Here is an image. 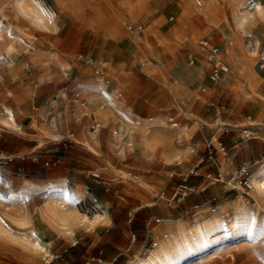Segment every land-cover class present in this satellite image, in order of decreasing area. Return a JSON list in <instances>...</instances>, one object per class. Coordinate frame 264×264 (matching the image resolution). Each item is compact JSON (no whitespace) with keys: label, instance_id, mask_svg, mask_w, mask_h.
<instances>
[{"label":"bare ground","instance_id":"1","mask_svg":"<svg viewBox=\"0 0 264 264\" xmlns=\"http://www.w3.org/2000/svg\"><path fill=\"white\" fill-rule=\"evenodd\" d=\"M51 1V4H47L45 0H8L6 4L5 0H0V62H4L9 71L8 82L19 79L24 86L21 95H14L10 91L17 102L26 99L30 94L27 81L32 76L28 64L30 57L33 55L42 65H47L53 58H57L56 54L43 49L48 44H45L42 35L54 34L61 23L68 21L72 23L73 32L86 27L93 32L96 39H102L106 45L113 44L112 39H116L127 44L133 53L146 49L149 56L140 59L139 64L143 66L146 74L168 89L179 108L178 115L184 117H186L184 107L200 99L196 94L195 83L201 81L202 84L206 79L205 68L209 66L207 54L202 51L199 44L203 40L212 39L210 33L214 32L215 36H220L216 45H223L220 50L216 46L215 58L221 63L224 62V58H228L229 62H225L227 72L220 73L216 79H211L215 82L213 86L205 85L202 91L222 92L223 89L230 87L228 83L234 74V88L242 93L243 98L255 101L252 108L256 106L264 111V96L258 92V88L264 86V73L256 69L257 63H263L261 67L264 66V0H181L180 3L185 9L184 18L179 16L165 34L160 32L164 20L156 24L152 19L153 10L148 5L149 0ZM190 2H194V9L188 8ZM226 7L229 9V16L224 12ZM124 14L127 16L126 19ZM13 17L20 19L26 27L42 38L34 40L28 37L13 21ZM128 23L131 26H128ZM186 24L188 27L184 29ZM126 28L133 31L127 33ZM107 29L109 30L103 33ZM147 33L149 34L146 35ZM242 39L245 42H242ZM140 41L142 46L139 48ZM185 45L192 50L191 55L185 53ZM261 45L262 53L259 52ZM30 51L32 54L27 56ZM194 54L202 55L204 60H194L192 58ZM59 62L62 68H68L65 63ZM43 74L46 75V71ZM104 77L105 75L99 73L98 96L105 106L111 107L116 101L112 98ZM14 111L9 105L0 109V124L12 127ZM220 113L216 111V114ZM118 117L114 136L117 140L123 141L127 150L139 151L147 158L158 156L167 164L175 161L173 159H178L176 143L181 144L193 134L192 127L186 128L180 121L167 123L163 119L151 127L138 120H128L123 114ZM197 124L194 121V126ZM221 176L223 180L226 173L222 172ZM135 178L137 185L146 189L152 187L157 190L160 187V182L156 178L155 184L149 182L150 178H143L138 174ZM248 185L256 200L264 201V166L261 165L248 177ZM64 194L70 196L69 191ZM55 206L61 210L64 218L72 216L73 211H67L64 206L57 204ZM228 207H231L230 215L225 212V207L219 206L209 217L192 223L184 217L175 220L167 215L160 223L166 227L163 238L153 241L145 258L140 259L138 256L129 264H196L211 258L225 245L254 242L264 234V215L258 216L256 212L250 211L246 203L240 199L228 204ZM222 211L225 213L224 216ZM74 213L77 215L76 211ZM6 218L24 230L20 233L15 232L5 223ZM100 220L101 216L96 214L93 223L96 224ZM0 241L32 253L40 260L43 259L45 264L51 257L45 247L46 242L44 243L29 227L27 216L12 219L0 212Z\"/></svg>","mask_w":264,"mask_h":264},{"label":"crops","instance_id":"2","mask_svg":"<svg viewBox=\"0 0 264 264\" xmlns=\"http://www.w3.org/2000/svg\"><path fill=\"white\" fill-rule=\"evenodd\" d=\"M67 28H70L68 32L70 34L72 28L63 22L58 30L49 36H59ZM91 35H93V40L86 64L79 65L73 62L70 64L72 67L70 73H66L61 69L62 66L59 62L64 63V60L54 53L57 58L50 61L54 64L48 66L49 78L45 81L53 84L54 87L67 82H76L77 79L72 78L83 77L91 71L93 66H97L98 73L93 89L96 95L89 91L78 93L77 97L82 95L80 99L68 100V104L61 111H56L55 116L45 123L42 122L41 118L45 113L44 109L33 106L32 112L20 120V127L16 123L17 119L30 109L27 98L21 102L14 99L11 103L0 101V109L9 105L13 111L15 110L12 127L5 126L6 128L9 127V130H0V212L7 214L12 219L28 217L29 227L44 243L46 242L45 247L49 251V255L53 254L54 256L51 264H84L85 261L97 257L98 250L102 251L101 263L99 264H129L138 256L140 259L145 258L148 255L147 251L152 244V239L154 237L155 239L163 238V232L166 229L160 224V219L156 218L159 220L156 225L152 223L150 214L157 212V209L151 205H144V203L147 205L154 203L151 200V195L157 191L152 187L146 189L139 184L137 185L135 178V175L140 173V176L150 178L149 182L155 184L156 179L148 175L150 172L143 164L153 157L158 161H161L160 158L151 156L150 159L141 155L139 151L127 150L123 141L119 139V142L114 136V128L118 124V116L121 114L128 120H138L151 127L157 122L163 121L164 118L156 112V104L159 100L155 99L156 94L154 93L150 99L155 104L151 106L143 96L126 93L121 75L117 76L107 58H100L105 49L104 41L100 38L96 39L93 33ZM120 49L133 53L123 43L115 42L110 45L107 56H111L113 52H118ZM190 51L192 54L191 49ZM29 53L32 54L31 51ZM91 56L96 64L88 61ZM38 61L32 55L28 64L30 66ZM224 62H229L228 58H224ZM4 70L9 81L10 74L6 65ZM99 73L105 75V82L109 85L110 94L116 101L111 107L105 106L98 96ZM0 77L4 81V76L1 73ZM64 90L65 93L62 90L59 91L57 101H52V104L49 103L51 107L56 108L57 102L68 99L67 87ZM22 93L14 95H21ZM200 99L203 98L200 97ZM253 108L259 107L254 106ZM262 113L260 108L259 119ZM164 121L166 120L164 119ZM55 122L58 124L56 127ZM0 125L4 127L2 124ZM184 126L190 128L186 124ZM22 130L23 132H21ZM106 130L111 131L113 135L111 139L103 137L100 133ZM189 139H184L181 144L176 143L178 159H173L175 161L168 163V165L181 163L192 152V146L188 143ZM219 145L220 148L215 158L219 167L213 164L211 167H215L220 172V168L225 162L227 164L226 176H228L234 169L233 162L231 157L221 148V143ZM219 150H222L223 152L221 151L220 154L224 153L226 157L218 155ZM130 155L136 157L143 166L139 172L127 171L128 175L126 172H122V188L129 193L132 190L136 198L143 204L127 198V202H121L123 204L121 208L108 211L107 203L111 205L114 200L117 203L120 198L111 193L98 192L97 186L89 182L84 170L97 167L104 176H107L111 173L109 166L118 167V164L123 160L122 158ZM101 173H93V175L100 177ZM69 180L72 182L70 183ZM93 181L100 183L98 180ZM201 183L203 180L195 182V189ZM83 185H91L92 190L99 196V200L92 197L96 211L91 216L81 212L76 206L85 194H89L82 189ZM66 191H69V197L64 194ZM203 198L204 195L195 190L189 201L197 205L203 201ZM55 204L64 206L67 211H73L72 216L64 218L61 210ZM75 211L78 216L74 213ZM96 214L101 216V220L95 224L93 219ZM81 215L86 218L84 219ZM169 217L172 219L171 216ZM5 223L17 233L24 230L7 218ZM91 229H94L95 234H97L98 239L96 241L89 234ZM156 230L159 232L157 235L154 234ZM80 240L83 242L82 250L79 247L68 245L69 241H72L74 245ZM4 246L15 249L18 256H25L36 264L43 261L30 252L8 246L0 241V249Z\"/></svg>","mask_w":264,"mask_h":264},{"label":"rangeland","instance_id":"3","mask_svg":"<svg viewBox=\"0 0 264 264\" xmlns=\"http://www.w3.org/2000/svg\"><path fill=\"white\" fill-rule=\"evenodd\" d=\"M180 1L181 0H149L148 5L154 12H152L154 23L160 24L164 20V24L160 29L162 34H165L175 24L179 16L184 18L185 9ZM7 2L8 0H5L6 4ZM45 2L47 4L52 3L51 0H45ZM194 6V2L188 4L189 9H194ZM228 10L229 9L226 7L224 12L229 16ZM124 15L126 19L127 16L126 14ZM124 15H122L123 18ZM12 19L31 39L35 40L43 37L42 39L45 41V44H48L46 47L44 46L43 49L47 52L58 54L61 59L64 60V63H66L68 68L64 69L63 67L62 69L66 73H70L72 68L70 64L73 62L79 65L86 64L89 49L93 40V35H91L93 32L86 29V27L76 29L74 32L72 29L71 32H73V34L71 35H68L70 28H67L59 36L42 35L41 37L32 29L26 27L20 19L15 17ZM65 22L67 24L69 23L68 25L72 28V23L68 21ZM127 25L131 26L130 23ZM187 27L188 25L186 24L184 29H187ZM108 30L109 29L103 31V33H106ZM132 31L133 30H128L126 28L127 33H131ZM148 34L149 33L146 35ZM210 36L213 37L211 41L214 44L218 43L220 39L219 35L215 36V33L211 32ZM241 41L245 42L243 39ZM112 42L114 44L115 42H118V40L112 39ZM124 45L129 48L127 44ZM140 46H142L141 41L139 43V48ZM222 46L223 45H218L217 47L220 50V47ZM109 48L110 45L105 44V49L101 53L100 58H107L111 62L117 76L121 75L120 77L123 81V88L126 90V93H134L143 96L149 101L151 106H153L155 102H152L150 98L155 93V99L159 100L156 104V112L159 113L167 123L180 121L193 129V135L188 142L189 145L192 146V152L189 153L181 163L177 165H168L167 163L158 161L153 157L151 160L143 164L150 172L148 175L153 176V178L158 179L160 182L159 189L155 190L157 192L151 195V200L154 203L148 205L144 204L146 206L151 205L157 209V212L150 214L152 223L156 225L157 219H160L162 222V218L165 215H169L175 220L184 217V219H188V221L192 223L195 220L209 217L210 213L212 214L213 210L217 209L219 206L225 207V212H227V215H230L232 211L230 209L231 207H228V204L233 203L238 199L246 203L250 211L256 212L258 216L264 215V201H257L248 187V177L260 168L261 165L264 166V111L262 117L259 119L260 108L252 109L255 101H249L243 98L241 95L242 93L234 88V74H232L231 82L228 83V87L230 86L229 88L223 89L222 92H203L202 88L205 87V85L213 86L215 83L210 78V66H206V79L202 84L201 81L195 83V86H197L196 94L203 99H198L193 103L187 104L185 106L186 108L184 107L186 117L183 115L182 117L181 115H178L180 111L176 106V101L173 98V95L168 92V89L165 88L163 84L154 78L149 77L143 71L142 65L139 64L140 59H145L149 56L146 49H144V51L142 49L141 51H138V53H129L125 49H120L118 52H113L114 54L112 53L111 56H107ZM249 48L250 50L252 49L251 46ZM184 49L186 54L191 55L188 46L185 45ZM259 52H263V45L260 46ZM30 54L31 53L27 54V56ZM192 58L194 60H204L203 56L200 54H194L192 55ZM88 61L96 64V61H94L92 56ZM50 64L54 63L49 62L47 65H42L40 61H38L30 65L32 76L28 81V90L30 94L27 97V103L30 109L17 119L16 123L19 127L20 120L24 116H27L26 114L32 112L33 106L44 109L45 113L41 118L42 122L45 123L48 122L51 117L55 116L56 111H61L62 108L68 104V100H74L75 98L80 99L82 95L77 97L78 93L89 91L96 95L93 89L98 73L97 66H93L91 71L86 73L83 77L72 78L77 79L76 82H67L54 87L53 84H49L45 81V79L49 78L48 66ZM261 65H263V63H257L256 69L260 71V73H264V66L261 67ZM4 67L5 63L0 62V73L4 76V81L0 82V101L11 103L13 99L11 92L14 94H20L24 92V86L19 79L8 82V75L4 70ZM45 71L47 73L46 75L43 74ZM66 87L68 90L66 92L68 99L57 102L58 104L56 108L51 107L49 103L57 101L59 91L62 90L65 93L64 88ZM258 92L264 96V86L259 87ZM216 111H220L221 113L218 115L216 114ZM194 121L198 123L195 126ZM251 122L252 124H249ZM57 125L58 124L55 122V127ZM0 130L6 131L9 130V128L0 125ZM21 132H23V130ZM100 133L103 137L109 139L113 137L111 131L108 130L101 131ZM219 143H221L223 151L231 157L234 167L229 175L223 180L221 173L225 172L227 174V164L225 162L222 164L220 172H218L215 167H211L212 164L219 167V164L215 159L217 157V151L220 148ZM209 148L213 149V158L197 165L198 160L206 155V150ZM218 155L226 157L224 153L220 154V150ZM143 165L139 163L136 157L130 155L123 158L118 164V167H115L114 165L113 167L109 166V171H111L112 174L110 173L107 176H104L101 173L102 171L97 167L84 170V173L89 182L94 186H97L96 189L98 192L111 193L120 198L117 203L115 200L111 205L110 203H107V210L110 211L115 208H121L123 205L121 202H127V198L137 200L141 203L133 193H129L122 188L123 180L121 179V174L122 172L127 171L134 173L139 172ZM191 170L198 172L195 182L203 180V183L195 189L199 191V194L204 195L203 201L199 202L197 204L198 207L196 208H193L195 204L189 201V198L194 193L188 198H185L179 204L169 200V195L173 188H175L180 183L182 177L189 174ZM93 173H101V175L100 177H94ZM206 173H209L210 176L206 177ZM138 175H140V173H138ZM216 177L219 178L218 181H214V178ZM93 180H98L100 183H95ZM71 182L72 181H70V183ZM106 182H109V184H106ZM82 189L89 194H85L80 201H78L76 206L81 212H85L88 216H91L92 213L96 211L95 202L92 200V197L99 200V196L95 194L94 190H92L91 185H83ZM185 210H189V213H184ZM224 215L225 213L222 211V216ZM123 228L126 229V227ZM158 233V230L154 232L155 235ZM89 234L95 241L98 239L94 229H91ZM154 240L155 237L151 242L153 243ZM68 245L79 247L80 250L83 248L82 240L74 245L72 241H69ZM15 251V249L6 246L0 249V264H36L25 256H18ZM89 261L90 260H87L84 263ZM37 264L45 263L44 261H40ZM196 264H264V234L254 242H235L228 244L227 246L225 245L217 250L211 258L201 260Z\"/></svg>","mask_w":264,"mask_h":264},{"label":"built area","instance_id":"4","mask_svg":"<svg viewBox=\"0 0 264 264\" xmlns=\"http://www.w3.org/2000/svg\"><path fill=\"white\" fill-rule=\"evenodd\" d=\"M200 47L202 49V51H204L207 54V61L209 63L210 66V78L211 79H216L218 77V75L220 73H226L227 72V66L221 62H219L215 56L217 53V48H216V44H214L211 40H203L200 42ZM214 156V152L213 149L209 148L206 150V155L204 157H201L198 162L197 165L203 163L206 160H211ZM196 165V166H197ZM198 176V172L191 170L189 174H187L186 176L182 177L180 183L173 188V190L171 191L170 195H169V200L171 202H175V203H181L185 198H188L192 193L195 192V180L197 179ZM206 177H209L210 174L206 173L205 175ZM97 177V176H94ZM219 178L216 177L214 178V181H218ZM194 207H197V205H194ZM184 213H189V210H185ZM158 221V220H156ZM51 250V248H50ZM101 256H102V251L98 250L97 252V257L91 259L89 262H86L84 264H94V263H101ZM48 258V256L46 257ZM54 259L53 254L51 255L50 258H48V261L46 264H51L52 260Z\"/></svg>","mask_w":264,"mask_h":264}]
</instances>
